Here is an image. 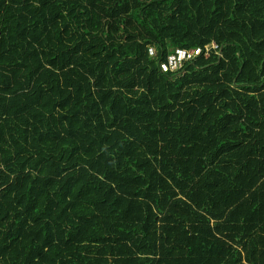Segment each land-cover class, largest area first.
I'll list each match as a JSON object with an SVG mask.
<instances>
[{
	"label": "trees",
	"instance_id": "trees-1",
	"mask_svg": "<svg viewBox=\"0 0 264 264\" xmlns=\"http://www.w3.org/2000/svg\"><path fill=\"white\" fill-rule=\"evenodd\" d=\"M0 264H264V0H0Z\"/></svg>",
	"mask_w": 264,
	"mask_h": 264
},
{
	"label": "built area",
	"instance_id": "built-area-1",
	"mask_svg": "<svg viewBox=\"0 0 264 264\" xmlns=\"http://www.w3.org/2000/svg\"><path fill=\"white\" fill-rule=\"evenodd\" d=\"M168 52L164 60L159 62L160 70L162 71H177L184 63L194 61L201 53L208 55L210 48H216V44L206 45L204 48H182L168 44ZM148 54L151 57H156L157 51L154 46L150 45L147 48Z\"/></svg>",
	"mask_w": 264,
	"mask_h": 264
}]
</instances>
